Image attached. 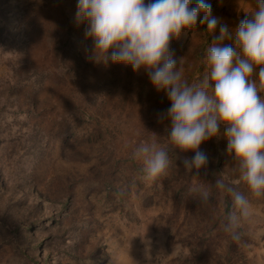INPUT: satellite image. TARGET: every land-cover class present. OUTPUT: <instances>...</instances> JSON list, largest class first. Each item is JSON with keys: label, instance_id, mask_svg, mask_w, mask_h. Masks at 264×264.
I'll list each match as a JSON object with an SVG mask.
<instances>
[{"label": "rangeland", "instance_id": "374dc122", "mask_svg": "<svg viewBox=\"0 0 264 264\" xmlns=\"http://www.w3.org/2000/svg\"><path fill=\"white\" fill-rule=\"evenodd\" d=\"M209 3L229 29L255 7ZM76 10L77 0H0V264H264V196L239 179L225 126L200 145L206 167L186 171L194 152L168 142L164 91L143 69L95 63ZM218 35L198 20L171 39L189 82ZM153 137L170 166L145 181L131 153ZM219 176L250 201L238 240L223 227L233 208Z\"/></svg>", "mask_w": 264, "mask_h": 264}, {"label": "clouds", "instance_id": "9594fccd", "mask_svg": "<svg viewBox=\"0 0 264 264\" xmlns=\"http://www.w3.org/2000/svg\"><path fill=\"white\" fill-rule=\"evenodd\" d=\"M250 3L248 15L229 29L211 13L209 0H77L75 20L85 22L92 40L95 63L130 65L143 69L170 106L159 115L166 119L168 142L194 156L183 160L186 171L206 167L207 155L200 145L219 137L220 126L227 150L234 154L239 179L256 197L264 196V0ZM199 24L209 34L219 31L204 56L205 72L193 82L184 78L181 65L170 50V41ZM231 41V43H224ZM131 158L141 165L142 178L151 181L166 174L170 157L155 137L141 141ZM215 186L226 192L232 208L224 230L240 238L243 222L252 215L248 198L235 182L219 176ZM191 192L207 202V187L196 184Z\"/></svg>", "mask_w": 264, "mask_h": 264}]
</instances>
